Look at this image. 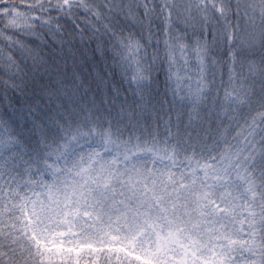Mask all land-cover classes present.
<instances>
[{
  "label": "snow or ice",
  "instance_id": "1",
  "mask_svg": "<svg viewBox=\"0 0 264 264\" xmlns=\"http://www.w3.org/2000/svg\"><path fill=\"white\" fill-rule=\"evenodd\" d=\"M0 264H264V0H0Z\"/></svg>",
  "mask_w": 264,
  "mask_h": 264
}]
</instances>
